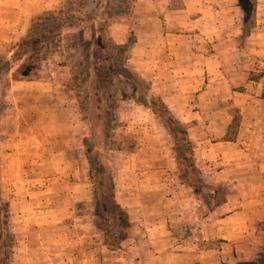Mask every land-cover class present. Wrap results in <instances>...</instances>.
Wrapping results in <instances>:
<instances>
[{
	"label": "rangeland",
	"instance_id": "1",
	"mask_svg": "<svg viewBox=\"0 0 264 264\" xmlns=\"http://www.w3.org/2000/svg\"><path fill=\"white\" fill-rule=\"evenodd\" d=\"M196 1L171 0L173 10L187 7L182 29L176 27L172 33L178 45L172 51L148 47V41L139 38L135 9L125 11L124 0H59L20 26L19 32L11 33L12 40L0 46V141L6 142L4 149L11 153L10 159L0 156V237L17 236L11 229L17 223L14 219L26 215L16 210L13 217L11 190L37 204V219H101V213L115 228H111L109 239H117L122 231L118 206L123 200L133 203V191L155 188L163 199L176 188L184 205L190 207L189 217L199 221L225 200L224 184L213 177V171L206 172L196 149L197 168L181 157L182 141L176 126L173 133L165 128L161 116L153 111L158 107L149 90L167 103L166 95L183 90L199 93L209 84L207 74L195 62L202 48L187 51L180 47V43H203L205 39L201 30L186 23L203 15ZM178 19L180 16H175ZM248 28L244 16L241 41L251 33ZM163 58L170 60L168 65ZM186 71L189 76L183 78ZM193 102L188 99L186 106ZM13 137L16 143L9 142ZM93 177L101 179L103 188L105 205L98 213ZM158 201L149 203L164 206ZM43 208L51 213L42 214ZM89 221L92 230L86 228L93 233L95 220ZM201 224H192L187 233L200 229ZM132 228L131 222L119 247L108 244L104 237V245L111 250L110 264H155V257L146 250L148 236L145 232L131 236ZM45 231L52 234L57 230L48 227ZM260 239L254 243L256 254L250 260L237 256L229 261L227 257L222 264L264 261ZM94 243L100 247L101 239ZM49 245L54 247L57 241L50 239ZM65 245L71 247L72 240ZM17 249L19 244L14 252Z\"/></svg>",
	"mask_w": 264,
	"mask_h": 264
},
{
	"label": "crops",
	"instance_id": "2",
	"mask_svg": "<svg viewBox=\"0 0 264 264\" xmlns=\"http://www.w3.org/2000/svg\"><path fill=\"white\" fill-rule=\"evenodd\" d=\"M58 1L0 0V46L8 44L11 33L19 32L20 26ZM136 1L133 16L139 38H145L151 48H177L172 33L184 25L187 7L176 11L170 7L171 0ZM196 4L203 15L186 23L193 24V30H201L205 42L190 40L180 47L187 51L195 46L202 48L195 62L207 74L209 84L199 93L183 90L166 95L165 100L187 125L197 158L205 164L206 172L213 171V177L224 184L226 196L202 221L189 217L190 207L184 205L176 188L163 199L161 191L147 188L133 191V203L121 201L133 223L130 235L145 232L150 242L146 250L155 257V264H163L162 260L168 264H222L227 257L229 261L231 257H252L256 254L255 241L261 236L259 241L263 238L264 242V0H258L256 26L242 41L239 36L245 14L239 0H197ZM178 15L180 19L175 20ZM162 62L168 65L170 60L163 58ZM189 72L181 76L186 78ZM187 98L194 100L190 107L186 106ZM9 142L16 143L17 139ZM0 143V156L10 159L11 153L4 149L6 142ZM11 192L13 217L16 210L26 215L14 219L16 231L11 228L17 232L14 236L19 249L10 264H110L111 250L104 245L99 219H37V204L18 190ZM156 199L164 206L149 203ZM41 213L51 211L43 208ZM87 220H95L93 233L86 228L92 230ZM196 223H202L201 228L187 233V228ZM48 227L57 231L50 234L45 231ZM50 239L57 245H49ZM99 239L101 246L94 247ZM67 240H72L71 247L65 245Z\"/></svg>",
	"mask_w": 264,
	"mask_h": 264
},
{
	"label": "trees",
	"instance_id": "3",
	"mask_svg": "<svg viewBox=\"0 0 264 264\" xmlns=\"http://www.w3.org/2000/svg\"><path fill=\"white\" fill-rule=\"evenodd\" d=\"M124 4L126 5L125 11L129 12L131 9H134V4L136 0H124ZM239 4L242 7L244 14H245V25L248 26L249 30L248 32H251L252 29L256 26V14H257V4L258 0H239ZM132 45V42L127 45V49ZM126 48V47H124ZM4 58L6 56H3ZM15 80H22L21 76H15ZM138 85H134V90H137ZM152 93V98L154 100L155 105H157V108H154L153 111L161 116V120L163 125L166 129L171 131L173 133V127L176 126V133L177 136L181 138L180 142L182 144L181 149V157L185 156L186 159L189 161L190 166L193 168L196 167L195 163V148H194V142L190 137L189 129L185 123H183L176 114L171 110V108L168 106V104L163 100V98L158 95L154 90L151 88L149 89ZM142 104L147 106V103L144 101H140ZM175 128V127H174ZM183 152V155H182ZM90 154V151L87 150V155ZM90 159V157H89ZM93 185H94V195H95V201H96V210L97 213L102 209L105 205L104 199H103V191H102V181L99 177L92 178ZM119 210V218H120V229L122 230L118 235L117 239H114L112 236L109 239V236L111 235V228L112 225L109 224V220L103 216L101 213H99V224L103 230L104 237L107 240L108 244L114 245L119 247L122 243V241L127 238V234L131 228V221L129 214L127 211L122 207L118 206ZM111 226V227H110ZM124 230V231H123ZM17 245V240L15 237L12 236L10 239H5L3 237H0V264H10L12 256L15 251V247ZM264 255V254H263ZM253 261L252 263H254ZM257 264H264V261L261 259L260 261L256 262Z\"/></svg>",
	"mask_w": 264,
	"mask_h": 264
}]
</instances>
